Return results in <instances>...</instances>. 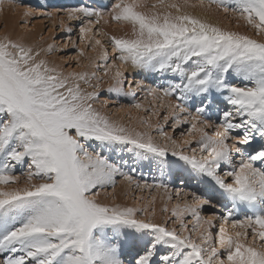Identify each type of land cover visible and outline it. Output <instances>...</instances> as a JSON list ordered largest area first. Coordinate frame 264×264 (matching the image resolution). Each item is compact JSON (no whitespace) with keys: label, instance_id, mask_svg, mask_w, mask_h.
Returning <instances> with one entry per match:
<instances>
[{"label":"snow or ice","instance_id":"6c2138e0","mask_svg":"<svg viewBox=\"0 0 264 264\" xmlns=\"http://www.w3.org/2000/svg\"><path fill=\"white\" fill-rule=\"evenodd\" d=\"M212 4L254 35L192 14L188 0H108L52 11L23 5L24 17L51 21L69 37L78 25L80 40L99 46L103 65L88 73L50 63L44 57L55 52L75 50L77 63L87 58L74 41L57 47L55 33L45 47L0 36V264H264V0ZM101 22L122 26L121 34L102 33L111 64L95 39ZM105 92L115 103L136 101L137 109L144 107L139 94L151 97L144 111L157 122L140 117V127H131L112 119L96 106ZM105 146L159 158L162 171L168 161L215 196L186 192L171 209L165 205L162 219L148 205L101 200L117 178L168 190L163 180L136 179L127 161L97 150Z\"/></svg>","mask_w":264,"mask_h":264},{"label":"rangeland","instance_id":"374dc122","mask_svg":"<svg viewBox=\"0 0 264 264\" xmlns=\"http://www.w3.org/2000/svg\"><path fill=\"white\" fill-rule=\"evenodd\" d=\"M89 2L87 3V0H5L3 6H0V36H3L5 34L11 35L13 37H20V36H24L26 37L28 42H32L35 41L40 47H45L47 43H52V37L53 34L55 33V43L57 45V47H61L63 46V44L65 42H68L69 45L71 46V42L74 41L75 42V47L76 48H84L86 54H87V58H81L79 63H77L76 61V56H77V52L75 50H70L68 52H55V53H51V54H47L45 55L44 58L48 59L50 61V63L58 65L60 67H62L63 71L68 72V71H77V72H88L91 73L93 71H96L95 69V63H100L101 65H103V61L102 60H98V56L100 53V49L99 46H97L96 50H93L91 47L88 46L86 41H81L79 38V30H78V25H73L74 27V31L71 34V37L68 36V34L66 32H63L61 29L59 28H53V25L51 23V21H48L46 19L43 18H36V19H29L24 17L23 15V11H24V7L23 5H31L34 9H36L37 11H43V10H48V11H52L56 8H63V7H70V6H78L80 4H84L87 6H96L98 3H107L108 0H88ZM114 2V0H113ZM149 4H151L153 2V0H148ZM178 2H183V0H178ZM189 2V7L186 9L187 11L193 13L195 8H200L201 10V0H188ZM203 5L205 3L210 2V0H202ZM42 5H47V8H43ZM192 5H195L194 7ZM110 7V5H109ZM211 8L213 11H209L207 10L209 13H211L212 15H214L215 17H217L220 22L222 24H224L225 26H223L226 29L229 30H233V31H240L242 33H246L250 36H253V30L249 27H247L245 25V23L243 21H239L232 16V15H228L226 16L223 11L218 10L216 8L215 4L211 5ZM235 18V19H234ZM12 19V20H11ZM26 19H28V22H24ZM241 22V23H240ZM100 27L103 29L104 32H108L109 34H121V25H118L115 22L109 23V24H104L103 22H101ZM29 34V35H26ZM41 37H43V39L41 40ZM100 35H96L95 39L99 38ZM257 39H260V37H255ZM29 39L31 41H29ZM101 41L103 43H105V46L108 48V55H109V61L108 63L111 64L112 63V59L111 57L113 56V53L111 51V45L107 44L106 42V37H102ZM94 42V41H93ZM89 58L93 61L92 64L89 63ZM65 61H68L69 63L65 66ZM117 63H119L117 61ZM98 76L103 77V79L100 81L102 84L103 88H107L109 86V84L111 83V80L109 77L104 76L103 73V68H101L100 71L97 72ZM137 78H142V77H137ZM93 83H95L96 81L93 79L92 81ZM82 87L87 88L86 85L82 84ZM91 90V89H89ZM144 98V94L141 93L137 96V101L142 102L143 104V109H142V115L141 117L145 118L150 115L151 118H155L153 120H151L153 123L157 122V117L151 116L150 112H146L144 111V108H149L151 101L149 99H147V101H143ZM109 101V106L108 107H104L103 106V101ZM115 101H117V97L115 95H108L106 92L100 97V100L97 102L96 106L100 108V110L106 114H108L112 119L120 121L122 123H124L125 125L131 126V127H140V123L138 122L140 118H136V119H130V120H126V119H119L116 112L117 109L119 107H121V105H123L124 108L126 109H135L134 104L136 103V101H132L131 99H127V98H123L120 97L119 98V103H115ZM138 120V121H137ZM136 124H135V123ZM159 122H163V118L160 117L159 118ZM134 123V124H133ZM184 129H180L179 131H183ZM165 131L169 132L171 134V126L168 125L167 127H165ZM179 131L176 132V138L177 139H181L179 136ZM154 137H156L159 140V133L157 132H153L152 133ZM117 149L114 151H117V153L113 152L112 154H116V156H119L121 159H128V165H126V169L127 168H132V164L129 160V156L133 155L132 153L126 152V151H119L118 152V147L119 146H115ZM195 147V145L193 146ZM97 150H102L104 153V148L100 149L97 148ZM107 150V149H106ZM187 152L189 155H192V149L189 148L187 149ZM112 154L110 156V158H112ZM198 157V155H200L199 151L197 150V152L195 153ZM134 158V157H133ZM131 159V158H130ZM176 158L174 157H170L169 160L174 161ZM155 163V162H154ZM164 163L169 164L168 161H165ZM182 163V162H181ZM158 164L155 163L154 166H157ZM174 170L172 173H174L176 176L171 178V181H168L171 185H169V183L167 182V180L165 179H157L156 177L152 176L153 172L150 170V172L145 170H136L134 176L136 179L142 180V181H147L148 184H153L154 181H160L163 180L167 185H168V193L170 194L169 196H171V199H168L167 201L164 200L163 202H160L158 204V219H162L164 215H166V213L162 212V209L165 207V205H167V207L169 209H171V207L173 206V202L176 198L180 197V194H182L183 192H179V196L175 195V191L173 190H169L170 187H172V189L174 188H182V189H186V191H196L198 194H202L205 196V198H210V197H214L215 194L211 191V185L209 184H205L203 182H197V178H195L193 175H191L189 177V179L194 178V184H192V182H186L183 185H181L182 182H180V180L178 182V186H175L177 183L178 179V171H181L180 169L176 168L174 165H172ZM135 167V166H134ZM158 167H160L158 165ZM158 167L156 169H158ZM173 180H175L174 182H172ZM120 181L122 182V178H117V182L115 184L114 187H110L108 188L106 191L105 190H101V194L99 199L101 200H105L109 203L112 202H116V203H122L124 202L127 206H132L133 204V200L135 201L136 199V195L138 194V192H140V194H146L145 197L147 198L148 196H150V194L152 193V191L157 190V188L153 187V188H148V187H141V189H139V187H137L135 184H131V188L130 190H124L123 193L119 192V183ZM184 182V180H182ZM184 191V190H182ZM117 192L118 193V197L115 198V201H113V197L110 196L109 193L112 194ZM121 196V197H119ZM168 196V197H169ZM191 198L189 197V200ZM182 201V198H181ZM140 202L141 205H148L150 203H148L149 201L146 200H142V198H140ZM135 206V205H134ZM150 207V206H149ZM151 210V209H150ZM206 213H210L208 211H205L203 214L205 215ZM142 218V217H140ZM219 226V222H217V227ZM249 239H251V237H249Z\"/></svg>","mask_w":264,"mask_h":264},{"label":"bare ground","instance_id":"6f19581e","mask_svg":"<svg viewBox=\"0 0 264 264\" xmlns=\"http://www.w3.org/2000/svg\"><path fill=\"white\" fill-rule=\"evenodd\" d=\"M33 1H36V0H33ZM88 2L89 1L87 0V3ZM207 10L213 11L212 8L209 7V4L208 3H205L203 5V7L201 8V10H200V8H195L192 14L197 15V16H201V17H204V18L208 19L210 22L215 23V24H219L222 27L225 26L224 24H222L220 22V20L217 17H215L214 15H212L211 13H209ZM237 22H239V21H237ZM100 33H101L100 34V37L97 38V39H101L102 37H104L102 35V33H104V31H103V29L101 27H100ZM26 35H29V34H26ZM29 41H31V40L29 39ZM148 99L151 101L152 98L149 97ZM143 101L146 102L147 100H145L143 98ZM142 109L143 108H141V109H137V108H135V109H126L124 107H119L117 109L116 114H117L118 118L121 119V120L122 119H126V120L136 119V118H140L141 116H143L142 115V113H143L142 112ZM149 117H150V115H148L146 117V119H149ZM153 119H155V118H151V120H153ZM103 148L105 149L104 150V154L105 155L111 156V154L113 152L117 153V151H114V150L117 149L115 146H105ZM132 154L133 155L129 156V160L132 161L131 162L132 168L135 166L134 168L136 170L137 169L138 170H140V169L145 170L146 169V171H148V172H150V170H151L153 172V175L152 176L155 175L154 177H156L157 179H165V180H167V182L168 181H171V178L174 177V176H176L174 173H172L173 170H174L173 166H169V164H167V163H163V171H162L161 160L159 158H157V159H152L151 157H149L147 159L137 158L135 156V153H132ZM198 157H199V155H198ZM112 159L113 160H123V161H127V165H128V159L127 158L126 159H121L119 156H116V154H112ZM154 162L156 164H158L160 167H158V165L153 167L152 165H155ZM157 167H158V169H156ZM127 169H129V168H127ZM178 172H179L178 174H180V175H178V179H176L177 180V183H175L176 184L175 186H178V183H180V182H182L181 185H183L186 182H188V183L189 182H192V184H194V181H193L194 178H192V179L190 178L189 179V177L191 175H190V173L188 171L181 170V171H178ZM195 178H197L196 179L197 182H201L200 178H198V177H195ZM179 180H180V182H178ZM182 180H184V182ZM174 181L175 180H173L172 182H174ZM169 185H171V184L169 183ZM130 188H131V185L128 182L124 181L123 179H122V182L120 181V183H119V192L123 193L124 190H130ZM139 189H141V187H139ZM169 190L175 191L176 192L175 193L176 196H177V192L178 191L179 192H183L182 194H180V197L179 198H176L174 200L173 205H175L178 202H182L184 200V194L186 192H189V191H186V189H182V188L181 189L180 188H174V189H172V187H170ZM182 190H184V191H182ZM109 194L112 197L113 196L115 198L118 197V193L117 192H115V193L112 192V194L111 193H109ZM145 195L143 193L140 194V192H138V194L136 195L135 201L134 200L132 201L133 202L132 206H134V205L137 206V207L142 206L143 204L141 205L140 198H142V200L149 201L148 202V203H150V204H148V206H150L149 208L150 209H152V208L155 209V213H154V217L153 218L154 219H158V213H159V210L158 209L159 208L157 206H158V204L160 202H163L164 200L167 201L169 199L168 196L170 194L168 193V190L166 191L163 188H157V190L152 191V193L150 194V196H148L147 198L145 197ZM119 197H121V196H119ZM181 198H182V201H181ZM191 202L192 201L190 199L189 200V203H191ZM120 204L126 205L124 202H122V203L120 202ZM210 214L211 213H206L205 216L210 215ZM226 226L231 231V223L229 222Z\"/></svg>","mask_w":264,"mask_h":264}]
</instances>
